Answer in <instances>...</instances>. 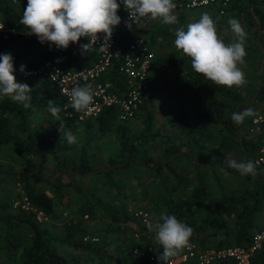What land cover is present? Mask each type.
<instances>
[{"label": "trees", "instance_id": "trees-1", "mask_svg": "<svg viewBox=\"0 0 264 264\" xmlns=\"http://www.w3.org/2000/svg\"><path fill=\"white\" fill-rule=\"evenodd\" d=\"M22 1L27 2V0ZM13 4L10 0H0L1 19L7 27H12L14 30L8 33L7 38H2L0 34V54L10 53L13 56L15 69L13 75L18 76L17 82L26 83L32 88L29 93L32 99L31 106L27 109L8 97L0 99V148L8 144L5 150L8 153L6 156L16 160L17 169L11 166L12 170L8 168L9 165H4L8 170L6 176L12 175L14 181L21 182L23 192L32 209L16 208V210L8 198H0V264L118 263L121 258L116 257L115 250L122 248L123 245L116 244L111 248L107 246L104 236L111 231H126L125 229L130 226L139 231L147 228V225L135 221L122 209L125 203L133 198L130 195L131 187L129 186H132L133 182L140 184L141 166L151 168L154 171L153 178L156 179L155 186L164 188L158 196V202L150 204L156 208L153 219L155 222L161 212L175 215L178 220L193 229L190 241L196 242L200 247H222L234 243L248 244L257 226L254 216L264 203V165H255L258 173L255 177L244 176L228 165L221 166L219 156L206 161L199 159V155L206 150L219 155L215 149L216 146L226 142L228 138L232 140L237 137H239L237 146L240 148L243 162L252 161L255 155L257 150L255 143L260 141L262 133H256L250 138L243 137L240 125L234 123L231 116L235 112H242L239 110L240 107L253 108L247 107L244 98H247L253 104L252 106L258 107L259 103L264 104V59L259 66L254 65L255 58L264 57V0H229L222 12H218V3L213 2L199 7L200 12L193 17L192 23L197 22L203 14H208L215 22L217 34L226 33V30L230 28L228 24L230 18H238L247 33L244 44L247 55L244 59L248 68L247 83L244 87L229 88L211 83L213 90L222 97L212 98L205 102L204 107L192 109L191 112H195L196 116L191 115L183 104L173 108L166 120L185 136L188 142L187 148L180 149L174 143L163 144L157 150L156 162L147 154L152 144L153 134L151 113L147 108L151 102L150 93L133 115H137L139 110L144 112L145 122L138 130H131L128 127L126 122L128 119L117 120L116 110L111 107L104 108L94 118L83 121L85 128L95 126L100 135L110 131L115 134L118 151L115 155L107 156L103 167L92 165L83 149L78 151L76 160L71 159L67 151L70 146L58 130L60 122L48 129L45 135H39L26 119L34 108L49 111L50 102L54 107L60 108L63 99L48 79L44 77L38 80L33 77L21 79L19 76L21 65L25 68L34 66L51 57L56 46H50L47 42L42 44L34 34L28 35L29 30L20 23L22 15L13 8ZM231 10H235L232 12L233 15L227 17V12L231 13ZM142 31L146 33L149 42L153 43L155 39H153V33L149 31V25ZM132 32L136 30L120 31L122 44ZM248 39L255 41L254 48L248 46ZM234 40V38L233 40L226 38L225 43H231ZM81 44H87V37H81L79 42L70 43L65 49L67 66L71 68L87 66L94 59L95 50L92 48L91 51L81 54ZM252 51L255 52L254 55L248 54ZM184 59L191 64L189 57L185 55ZM161 62L156 54L151 63L154 72ZM260 66V70L257 71ZM114 73L115 71L111 70L109 75L113 76ZM203 78L202 74L192 69L186 86H200ZM256 79H259V82H256ZM10 114L17 117L16 128L19 134L8 129L7 121L9 120L6 121V116ZM59 115L64 131L77 123L72 118L64 116L62 111ZM249 119L250 117L245 121L249 122ZM213 124L217 125L221 132L219 137L211 129ZM179 156L187 162L186 169L175 163ZM49 160H52L51 166L44 164V161ZM214 164L219 165L224 173L220 174L213 169L214 167H208L210 171L206 170V166L212 167ZM1 166L3 164H0ZM49 166L50 171H47ZM202 167L204 169H201ZM188 168L191 170H187ZM1 170L3 169L0 168ZM49 172L54 173L56 180L47 178ZM16 175L17 177L14 178ZM91 175L98 176L101 179L100 183L105 184L104 188L107 191L105 199L92 190L87 191L81 187L79 180ZM66 176L67 179H65ZM40 177L46 179V183H50L53 193L40 188L33 182V178ZM129 180L132 184L128 186ZM150 181H152L151 178ZM67 191L78 194L75 197L78 214H86L89 220L97 217H100L102 221L107 219L106 222L103 221L105 226L88 228L85 220L79 216L74 221L65 220L60 225V234L54 235L49 223L43 222V224L34 217L35 211H41L44 218L57 219L60 215L56 210L57 205H61L62 208L69 206V203L65 204L62 201ZM52 194L56 196V201L52 199ZM154 201L156 202V199ZM158 203H161V207ZM21 232L25 233L26 240L22 241ZM84 235H94L96 240H83ZM144 236L145 234H141L134 237L131 233L124 235L123 238L127 239L124 241L125 246L132 251L134 246L148 245L150 241L144 240ZM155 236L156 233L153 236L156 240ZM54 242L69 246L71 250L78 252L67 255L63 251H57L53 246ZM155 242L156 252L161 253L162 246L157 240ZM251 261L253 264H264V247L253 254ZM141 264H148V262L142 258ZM185 264L196 263L189 261ZM211 264H233V261L222 259Z\"/></svg>", "mask_w": 264, "mask_h": 264}, {"label": "clouds", "instance_id": "clouds-1", "mask_svg": "<svg viewBox=\"0 0 264 264\" xmlns=\"http://www.w3.org/2000/svg\"><path fill=\"white\" fill-rule=\"evenodd\" d=\"M121 3L129 13V20L135 24L141 20L158 18L165 24L177 22V16L173 14L176 8L173 0H121ZM120 6L117 0H27L20 23L29 30L28 35L34 34L42 44L47 42L56 48L67 49L70 43H77L81 37H87L89 42L80 45L81 54H85L91 51L101 33L104 34V43L100 48L108 44L114 27L121 22L117 14ZM228 24L235 36L234 42L225 43L217 34L214 20L208 14H203L197 22L189 23L187 30L183 27L176 30L174 45L191 59L192 69L206 80L229 88L240 87L247 83L240 67L247 55L244 46L247 33L236 18H230ZM127 26L131 27V24ZM14 70L13 56L10 53L0 54V98L8 97L27 109L31 106L29 93L32 88L26 83L17 82ZM20 71L25 72L24 65H21ZM93 99L91 84L74 86L71 91V107L77 112H86ZM48 109L60 121L58 114L61 109L54 107L51 102ZM254 115V110L248 108L233 113L231 119L239 125L246 117ZM58 130L69 144L76 142L71 132L64 131L62 121ZM228 166L244 176L255 177L258 174L252 161L237 162L232 159L228 161ZM147 227L156 231L155 238L163 248L159 259L164 264L190 247L193 229L175 215L161 212L157 222H149Z\"/></svg>", "mask_w": 264, "mask_h": 264}, {"label": "rangeland", "instance_id": "rangeland-1", "mask_svg": "<svg viewBox=\"0 0 264 264\" xmlns=\"http://www.w3.org/2000/svg\"><path fill=\"white\" fill-rule=\"evenodd\" d=\"M11 1V0H10ZM13 4V8L17 10L21 15H23L24 8L27 5V2L22 0H16L11 1ZM193 14L189 13L188 18L190 22L192 23L193 20ZM1 18V16H0ZM224 18V17H223ZM226 19V18H225ZM227 20V19H226ZM154 22V20H151V23ZM160 21H158L159 23ZM161 25V23H159ZM185 24H182L180 27L176 28L179 29L181 27L184 28ZM27 30V28H26ZM187 30V29H186ZM12 32L14 30L12 29ZM11 32V33H12ZM176 32V31H175ZM175 32H164L160 36L159 41V53L157 54V58L161 60L162 62L159 63V65L156 67V71L154 72L152 84H151V102L147 108H149L152 118V124L153 128H151L152 134V144L149 146L147 150V154L153 157L154 162L157 160V150L159 147H161L163 144H169L174 143V145L178 146L180 149L187 148V140L184 138L185 136L178 131L177 128L171 126L167 122V117L171 114L173 108L178 104H183L188 111H192V109H198V107H204V104L207 100H210L212 98H221L222 95L217 93V91H214L211 87V81H208L203 78V82H201L200 86H186V81L190 77V72L192 71L191 64L184 59L185 55L182 53V51H179L176 49L174 45L175 40ZM218 36L222 37L225 41L226 38L229 40L235 39L234 34L231 31V28L226 30V33H218ZM169 40V42H167ZM171 40V41H170ZM226 42V41H225ZM255 41L253 39H248V46L253 48L255 47ZM245 46V45H244ZM167 59V60H162ZM169 59H174V61H169ZM245 61V59H244ZM247 64L244 63L243 65H240L242 68V71L247 73ZM255 65V63H254ZM172 70L174 71V75L172 74ZM21 79V75H19ZM16 77V76H15ZM17 80V78H16ZM243 85L242 87H244ZM237 87V86H235ZM1 99V98H0ZM247 107H253L254 113H264V104H260L257 107L252 106L253 104L248 101L247 98H244ZM235 109V108H234ZM233 109V110H234ZM239 110L242 112L246 110L244 107H240ZM191 115L196 116L197 114L195 112H191ZM8 115L6 116V118ZM49 117V115H48ZM248 121L247 120L248 118ZM246 117L244 121L239 124L240 129L242 131V136L245 138H250L252 135L259 133V129L255 128L253 125V122L251 120L252 116ZM10 121V120H9ZM128 127L131 130H138L142 128L145 122V116L144 112L140 111L137 113V115L129 118L127 121ZM11 125V123L9 122ZM248 124V126H247ZM44 127V125H41ZM49 125H47L48 127ZM211 129L213 132L216 133V135L219 137L221 135L220 130L218 129L217 125H212ZM40 127H35L34 131H41ZM155 131V132H154ZM66 132H71L76 137V142L69 144L70 149L67 150L69 152V155L72 160H76V156L78 154V151L80 149H83L88 156V160L92 163V165H97L98 167H103L106 163V159L108 155H115L118 151V144L114 137V134L110 132L106 133L107 135H100L96 129L95 126L86 127L85 123H75V126L67 129ZM241 136V135H240ZM67 141V140H66ZM239 141V137L236 139L228 138L226 142H223L222 144H219L216 146L215 149H217V153L219 155H215L212 151H204L201 155H199V159H205L206 161H211L214 159L215 156L220 157V161L222 162L221 166H227L228 161L235 159L237 162H243L244 159L242 158V154L240 153V148L237 146V142ZM259 142L255 143V146L258 148ZM215 146H213L214 148ZM214 151V150H213ZM257 151V150H256ZM137 157V156H136ZM0 163H7L9 166H15L17 167L16 160L14 158L6 157V153L0 150ZM52 160L44 161V164L51 166ZM176 164H179L182 166L183 169H186L188 166L187 162L182 157H177ZM187 165V166H186ZM50 166L47 168V171H50ZM142 167V176H140V184H136L129 180L127 181V184H132L131 187V193L130 195L133 197L131 200H129L125 205L122 207L124 211L129 213L130 217L134 218L135 221H138L142 225H147L149 222L152 223L155 215L156 208L151 206L150 204L157 203L161 191L164 190L162 186L156 187V179L153 178L154 171L151 168H147L144 166ZM208 171L209 168L215 169L220 174L223 172L221 171V167L219 165H212L206 166ZM209 167V168H208ZM2 169V166L0 167ZM4 169V168H3ZM17 169V168H16ZM201 169H204L203 167ZM187 170H191L188 168ZM7 172V171H5ZM1 173V172H0ZM224 173V172H223ZM140 173H138L139 175ZM16 178V176H14ZM47 178H53L56 180L54 173L49 172L47 173ZM65 178V177H64ZM150 178L152 181H150ZM52 179V180H53ZM66 179V178H65ZM46 179L44 178H33V182L37 184L42 189L47 190L50 193H53L52 187L50 183L45 182ZM131 181V182H130ZM5 185L10 189L9 194V201L16 199L18 200L21 195L24 193L22 185H18L17 183L13 182V176L11 175L6 179ZM101 179L98 176L91 175L87 176V178H83L79 180V183L81 184V187L84 190L90 191L92 190L94 193H96L98 196H100L102 199L106 198V189L105 184L100 183ZM167 182V181H166ZM1 183V182H0ZM168 183V182H167ZM22 192V194H21ZM159 193V194H158ZM77 192H70L67 191L66 194L63 196L62 201L65 202V204L69 203L68 207L62 208L61 205H57V212L60 213L59 217L55 220L53 219H46L43 218L40 220L41 223H49L50 224V230L51 232L56 235L57 233L60 234V225L65 220H75L77 217L81 216L82 219L84 218V215L78 214L76 212V197ZM52 199L56 201V196L52 194ZM153 199V201H152ZM156 199V202L154 201ZM79 201V200H78ZM73 202V203H72ZM161 207V203H158ZM264 204V203H263ZM14 209L17 207L12 206ZM264 207V205H263ZM140 209L142 212L145 213L146 221L141 219V215L135 214V212ZM17 210V209H16ZM24 211V210H23ZM25 212V211H24ZM260 217L264 220V209H262V213L260 214ZM100 217H97L95 219H87L88 223L86 222L88 228L95 229L97 227H104L105 224L103 221L106 222V220H100ZM262 220V221H263ZM43 223V224H44ZM42 224V225H43ZM131 224V223H129ZM135 227L126 228V231H115L111 233H108L104 236L107 246H110L111 248L114 247L116 244H122L123 247L120 249L115 250L116 257L121 258V260L118 263H110V264H141L142 258L133 253L127 246H125V242L127 239H124L123 236L126 234H132L133 229ZM137 229V228H135ZM1 230V229H0ZM142 234H145L143 237L144 240L150 241V243H147L150 245V250H154L156 245V240L153 238L154 229L149 230V228ZM1 235V234H0ZM141 235V234H140ZM153 235V236H152ZM20 237L23 240H26L27 237L25 233H20ZM53 246L56 247L57 251H63L65 254H76L77 250H71L69 246H63L58 242H54ZM127 248L129 250H127ZM79 255V254H78ZM118 258V259H119ZM98 264V263H96ZM99 264H106L104 262Z\"/></svg>", "mask_w": 264, "mask_h": 264}, {"label": "built area", "instance_id": "built-area-1", "mask_svg": "<svg viewBox=\"0 0 264 264\" xmlns=\"http://www.w3.org/2000/svg\"><path fill=\"white\" fill-rule=\"evenodd\" d=\"M16 1V0H11ZM229 0H183V5L188 8H199L213 2L218 3V12H222ZM118 15L121 17L119 25L113 29L108 44L101 49L104 43V34L93 45L95 56L92 62L83 67L71 68L67 66V54L63 48H55L54 54L35 64L26 67L25 72H21L23 77L40 76L48 79L62 96L60 109L66 117L74 121L92 119L104 108H115V118L120 121L129 119L134 115L139 106L143 103L151 92L152 78L154 70L151 63L155 59V49L149 42L147 35L142 29L151 24V20H141L135 24L129 20V13L124 8L121 0ZM127 22V23H126ZM131 27H128V24ZM12 27H7L0 18V34L2 38H7L12 32ZM120 41L121 30H133ZM89 38H87V43ZM111 70L115 71L109 75ZM91 84L94 91V99L86 112H77L71 107L70 95L74 86H84ZM255 128L259 129L262 136L259 141L257 151L252 162L256 165H264V113H255L251 118ZM11 205L19 209H32L25 194L16 200L11 201ZM34 217L40 221L44 218L41 211H35ZM135 214L141 215V219L146 221L145 213L138 209ZM153 224L156 222L153 220ZM154 232L156 233L155 229ZM138 232L134 231L133 236L137 237ZM83 240L95 241L96 236L84 235ZM264 247V222L258 224L251 234V238L246 245L229 244L222 247H200L196 242L190 241V247L185 248L175 257L168 260V264H185L192 261L196 264H211L222 259H231L233 264H253L251 257ZM132 252L147 260L148 264H164L159 259L155 250H150V245L134 246Z\"/></svg>", "mask_w": 264, "mask_h": 264}, {"label": "crops", "instance_id": "crops-1", "mask_svg": "<svg viewBox=\"0 0 264 264\" xmlns=\"http://www.w3.org/2000/svg\"><path fill=\"white\" fill-rule=\"evenodd\" d=\"M173 2L175 3V5H176V8L174 9V11H173V14L174 15H176L177 16V22L175 23V24H165V23H163L162 22V20L161 19H155L154 20V22H152L150 25H149V31L151 32V33H153L152 34V36L154 37L153 39H155L154 41H153V43H151V45L153 46V48L155 49V52H156V54H158L159 52L158 51H160L159 50V48H158V46H159V44L162 42H160L159 43V41H160V36H161V34L162 33H164V32H175L176 31V28H178V27H180L182 24H185V26H184V29L186 30L187 29V25L189 24V23H191L190 22V20H189V18H188V14L189 13H192L194 16L193 17H196V14L197 13H199L200 12V9H198V8H188V7H185L184 5H183V0H173ZM263 7H264V4H263ZM233 11H235V10H231V13H230V11L229 12H227V17H228V15H230V17H231V15H233L232 14V12ZM227 17H225V18H227ZM236 17H238V15H236ZM238 19V18H237ZM3 21V20H2ZM158 21H160L159 23H161V25L158 23ZM4 22V21H3ZM178 26V27H177ZM151 36V37H152ZM171 41V40H170ZM167 42H169V40H167ZM254 48V47H253ZM253 53H255V52H250V53H248V54H250V55H254ZM259 55V54H258ZM263 59H264V57L262 56V57H259V58H255L254 59V63H255V65L257 66H259L260 65V63H261V61H263ZM172 60H174V59H172ZM260 68H261V66L260 67H258V69H257V71H259L260 70ZM174 71L172 70V74L171 75H174V73H173ZM18 75H19V73H18ZM14 76H16V75H14ZM23 77V76H22ZM16 78L18 79V76H16ZM38 78L40 79L41 77L40 76H34L33 77V79H35V80H38ZM256 82H259V79H256ZM48 115H49V117H48ZM59 115V114H58ZM59 117H60V121H61V116L59 115ZM26 119L28 120V122L30 123V125L32 126V127H40V129H42L40 132L39 131H37V134H39V135H45L46 134V132H47V130L48 129H50L53 125H55L57 122L59 123L60 121H57L56 120V118L52 115V113L51 112H49V111H46V110H44V109H37L36 110V108H34L27 116H26ZM7 120H10V121H7ZM6 121L8 122V129L11 131V132H13V133H15V134H19L20 132L18 131V129L16 128V123H17V117L15 116V115H13V114H10V115H8V117L6 118ZM84 121V120H83ZM83 121H76L77 123H83ZM9 122L11 123V125L9 124ZM41 125H44V127L45 128H43V126H41ZM47 125H49L48 127H47ZM108 133V132H107ZM112 134H114L113 132H111ZM105 135H107L106 133H104ZM104 134H102V136L104 135ZM114 137H115V134H114ZM68 144V143H67ZM8 148V144L7 145H5V146H3L2 148H0V150H2L3 152H5V150ZM6 153V152H5ZM6 155H8V153H6ZM7 157V156H6ZM77 157V156H76ZM1 160V159H0ZM0 164H3V166H2V169L3 170H1L0 172V198L1 197H4V198H8L9 199V194H10V189L5 185V180L6 179H8V176H6V173L7 172H5V171H8L7 170V167H5L4 165H7V163H0ZM13 168H16L15 166H12ZM12 167L10 166V167H8V168H11L12 169ZM13 170V169H12ZM70 172H71V170H70ZM69 175L71 176V174L69 173ZM16 177H17V175H16ZM66 179H67V176H66ZM62 180H64V179H62ZM13 182L14 183H17L18 185H20V181H18V180H15L14 181V179H13ZM21 194H22V192H21ZM264 205V204H263ZM263 205L261 206V208L258 210V212L256 213V215L254 216V222L258 225V224H260V223H262V222H264V220L262 219V217H260V214L262 213V209H264V207H263ZM82 215H84V220L88 223V221H87V216H86V214H82ZM263 220V221H262ZM155 221V220H154ZM123 225V224H122ZM126 225H128V226H130L129 224H126ZM124 226V225H123ZM130 227H132V226H130ZM90 228V227H89ZM92 229V228H91ZM133 229V232L134 231H136V232H138L139 233V235L140 234H142V233H144L147 229H148V227L146 228V229H144V230H141V231H139V230H137V229H135V228H132ZM133 232H132V235H133ZM155 233V232H154ZM154 235V234H153ZM145 246H147V245H145ZM155 249V251H156V245H155V247H154ZM158 254H161V253H159V252H157Z\"/></svg>", "mask_w": 264, "mask_h": 264}]
</instances>
